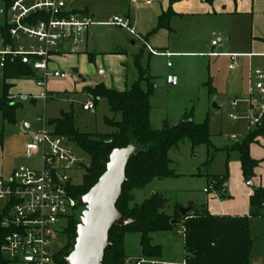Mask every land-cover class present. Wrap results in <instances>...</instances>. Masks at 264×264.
I'll return each instance as SVG.
<instances>
[{
  "label": "rangeland",
  "instance_id": "obj_1",
  "mask_svg": "<svg viewBox=\"0 0 264 264\" xmlns=\"http://www.w3.org/2000/svg\"><path fill=\"white\" fill-rule=\"evenodd\" d=\"M96 1L102 9V23L106 24L92 27V41L88 47V53L97 55L95 65L99 71H107L108 80L106 83L117 90L129 88L138 79L134 57L143 52L142 65L156 82V89L151 97L152 125L158 127L165 119L167 120L165 125L175 126L172 124L182 122L184 114L191 115L195 123L203 122L204 118L208 117L212 145L208 147L202 144L193 149L191 142L186 139L172 148L169 153L172 161L171 168L179 176L154 179L144 189L134 190L132 193L134 200L131 202V206L141 204L155 193L163 194L168 199L164 211L173 215L176 201L183 202L191 196L197 199L203 194L205 195L204 188L208 179L206 175L225 174L230 163L239 157L238 151L233 147L242 143L248 133L249 125L245 119L247 104L240 103L236 107L231 104L236 98H242L244 95L241 80L236 72L232 73L228 70L224 59H210L200 56L198 53L187 54L186 52L190 49L183 45L173 46L171 51L179 54L175 53L173 57L168 58L171 62L170 66H167L168 60L166 58L162 59L159 66L155 68L154 74L152 64L155 57L151 58L150 64L149 54L144 47L140 34L137 32L138 35H131L120 26L108 24L116 17L115 15L123 19L126 18L124 14L131 8V0ZM177 20L178 27H180L177 28L179 35L183 37L186 28L197 27L202 45L210 42V34L214 31L213 29L216 30L213 28L214 26L211 30V28L189 24L185 19ZM81 60L83 59L81 58ZM57 61L61 67L58 69L71 72L72 77H49L46 79L44 87L37 85V77H24L15 79L22 82L16 88L14 85L11 86L10 92L17 96L12 104L19 102L21 106L16 110L15 124L5 121L0 109V133L3 134L4 139L3 146L0 147V176L8 177L15 168L22 166L38 168L41 163V154H30L26 145L34 133L43 130L45 127L49 130L54 129L50 121L61 118L62 114L72 115L76 127L83 133L104 134L116 131L106 122L107 117L114 116L107 100L101 99L95 102L90 95L83 93L82 81L75 80L76 76L72 69H66L67 63L74 64L73 57H62L57 59L56 63ZM210 63L211 65H209ZM209 70L212 78L215 76L217 81L218 79L221 80L218 94L209 93L204 85L209 76ZM177 77H179V81L172 84L170 80L172 78L178 79ZM13 81V79H9L7 82L13 83ZM88 82L93 85L91 77H88ZM39 88L41 92L48 91L47 99L39 98ZM3 94L4 73L0 69V98ZM21 95H26L29 99L21 100ZM214 99L218 105L222 106L221 109L212 108ZM88 102L94 104L95 109L83 110V105ZM231 114L239 117V120L231 119ZM119 119L120 115H117L116 120ZM233 135L237 139H232ZM75 149L78 157L84 161V165L67 172L66 177H69L74 184H81L86 172L85 167L90 164V158L82 149L76 146ZM207 160H211L208 166L204 164ZM192 173L203 175L194 177L191 175ZM214 181L216 182V180ZM212 186L209 185L210 191L213 189ZM139 237L136 233H128L125 236L128 256L147 257L142 252ZM152 238L153 244L159 243L164 247L163 259H183L182 225H178L173 231L167 233H153ZM67 242L68 237L65 233L58 236L55 247L62 249ZM251 259L254 264H264L263 241L256 239Z\"/></svg>",
  "mask_w": 264,
  "mask_h": 264
},
{
  "label": "trees",
  "instance_id": "obj_2",
  "mask_svg": "<svg viewBox=\"0 0 264 264\" xmlns=\"http://www.w3.org/2000/svg\"><path fill=\"white\" fill-rule=\"evenodd\" d=\"M2 1V0H0ZM9 1V0H4ZM171 4L180 0H170ZM212 2V0H205ZM87 12L86 10H79ZM175 12L170 6L159 18L156 27L144 36L155 34L160 29H171L170 21ZM143 53V52H142ZM134 57V65L138 79L123 91L107 87L104 82L94 87L86 86L83 93L90 95L95 102L106 99L113 117H107L106 122L116 129L104 134H89L80 132L76 127L74 117L63 114L61 118L50 121L55 132L68 137L90 158L89 166L85 167L83 182L71 187L75 197L87 194L105 172L103 163L107 162L114 149H124L135 146L134 154L130 157L126 168V182L117 202L118 211L136 222L125 227H113L109 234L110 248L105 252L104 264H126L129 257L125 247V236L136 233L144 256L160 258L162 246L153 244V233L173 231L178 225L185 227L184 259L187 264H251L253 238L250 230L252 218L264 217V188L253 186L250 197V213L246 216L213 215L205 206L190 210L185 215L179 212L180 204L174 206L173 215L167 214L168 199L161 193L153 194L141 204H134L133 191L144 189L154 179L176 178L179 176L171 168L169 153L172 148L188 139L194 149L198 145H212L209 134L208 119L203 123H195L191 115L185 114L183 122L167 128L154 129L150 123L151 96L155 91L154 79L142 65L143 55ZM89 62L94 63L96 54L88 53ZM34 71L22 65L8 67L4 70V94L0 98V109L3 119L11 124L16 122V110L21 103H13L9 90L8 79L34 76ZM210 93H214L212 84L207 83ZM120 115V120L116 116ZM264 135V126L250 130L242 143L233 149L240 154V161L245 180L249 183L255 177L258 161L250 154L251 144L258 136ZM3 134L0 133V147L3 146ZM211 160L204 164L208 166ZM197 176L203 175L197 173ZM209 185L214 191L225 189L228 174L206 175ZM213 180V181H212ZM212 182V183H211ZM208 185V186H209ZM173 220L176 223H173ZM80 218L69 221L65 233L67 244L58 251L57 262L64 264L62 259L68 256L76 242L77 227ZM64 233V234H65ZM6 264V262H0Z\"/></svg>",
  "mask_w": 264,
  "mask_h": 264
},
{
  "label": "built area",
  "instance_id": "obj_3",
  "mask_svg": "<svg viewBox=\"0 0 264 264\" xmlns=\"http://www.w3.org/2000/svg\"><path fill=\"white\" fill-rule=\"evenodd\" d=\"M99 24L84 11L72 9L67 0L0 1V69L22 65L34 71L37 85L44 87L49 77L68 78L65 70L52 68L57 55L78 53L86 48L91 28ZM108 24L127 29L137 35L129 18L114 17ZM153 55H169L151 48ZM212 45H218L214 39ZM229 58L234 70L243 56L263 54L218 53ZM171 65L170 63L168 64ZM39 97L47 99L48 93ZM17 96L10 95L15 101ZM21 100H28L26 95ZM245 102L250 130L264 126V67H252L248 74V91L244 98L235 99L232 106ZM88 102L83 110L94 109ZM230 118L238 117L231 114ZM264 136V135H263ZM232 139H236L233 135ZM78 145L55 129L34 133L26 145L30 154H41L38 168H15L8 177L0 176V262L6 264H58L57 238L64 235L69 221L80 218L84 207L71 187L78 184L66 177L67 172L82 167L84 161L75 149ZM81 149V148H79ZM207 191V190H206ZM185 227H182L183 235ZM126 264H187L161 258L129 256Z\"/></svg>",
  "mask_w": 264,
  "mask_h": 264
},
{
  "label": "crops",
  "instance_id": "obj_4",
  "mask_svg": "<svg viewBox=\"0 0 264 264\" xmlns=\"http://www.w3.org/2000/svg\"><path fill=\"white\" fill-rule=\"evenodd\" d=\"M67 3L68 6L72 9L86 10L87 13L90 14L95 19V21L99 23L97 25L106 24V23H102L103 20L102 9L98 6L96 0H67ZM131 4H132L131 8L127 13L124 14V16L131 20V25L134 28V30H136L135 32L136 33L138 32L141 38L154 50L161 53L169 54V55H153L150 53L147 46L143 42L144 47L147 49L149 54L148 59L150 61V64H151V58L155 57V60L152 64V71L154 72V74H155V68L159 66L160 61L162 59L166 58L168 60V58L173 57L174 54L176 53V52H172L171 48L175 45H183L186 48L190 49L189 51L186 52L187 54L198 53L200 56L208 57L210 59L211 58L224 59L225 63L227 64L228 70L232 73L236 72L239 76V79L241 80L242 88L244 91V95L242 98L247 96L249 70L252 67L263 68L264 57L257 55L243 56L240 59L239 66L234 70H230L228 57L213 56L211 54L214 52L237 53V54L264 53V0H212V2H207L205 0H180L172 4L170 0H131ZM170 6L175 12V14L173 15L170 21L171 29L169 30L163 28L158 30L155 34H152L147 38H144L146 34H148L156 27L159 16L163 12L168 10ZM177 19H185L189 24H194L195 26H201L204 28H211V30L212 27L214 26L213 28H216V30L213 29L214 31L210 34V42L206 45L204 44L202 45L200 42L199 34L197 32V27L186 28L184 29L185 32H183V37L179 35L178 29L180 27H178L179 24ZM92 33L93 32L91 28L90 38L86 48L82 49L78 53L57 55L51 64V67L53 68H61L59 62L57 61L56 63V60L62 57L72 56L74 64L67 63L65 67L67 70L70 69L73 70L74 75L76 76L75 80L78 79L82 81L81 84L82 89L86 86H90V87L96 86L95 82L93 81V78L97 77L99 71L95 65L97 60V55L94 63L89 62L88 59V47L91 45ZM214 39L218 40V45L216 46L212 45V41ZM133 43H135V41H133ZM81 58L83 60H81ZM169 63L171 62H169L168 60L167 66H169L168 65ZM209 65H211V63ZM2 72L4 73V70H2ZM104 72L106 76L104 80V84L107 87L111 88V86H109V84L106 83V81L108 80V73L107 71ZM69 73L71 74L70 77H72L73 74L71 72ZM178 76L180 75L178 74ZM27 77H36V76H27ZM88 77H91V81L93 82V85H90V83L88 82ZM177 78L178 79H176V83L179 81V77ZM13 80H14L13 83L11 82L8 83L14 85L15 88L18 86L19 83H22L20 80H15V79ZM209 80L214 88L213 94L215 93L218 94L219 83L221 80L218 79L217 81V79H215V76L212 78L209 70V76L204 82V85L207 87L208 92H209V88L207 86V83L209 82ZM7 81H9V79ZM154 83L156 84V82ZM10 90H9V94L13 95V93H11ZM38 91H39V95L43 92L40 91V88ZM119 91H123V90H119ZM240 103H245V102H239L237 106ZM206 119H208V117H205L203 122ZM237 120H239V117ZM165 122H167V120L163 119L162 123H160L158 127H154L152 125V106H151V113H150L151 126L154 129H162L164 128ZM203 122H197V123L201 124ZM172 125H177V123H173ZM249 131L250 128L248 129V133ZM250 154L253 159L258 161V165L255 168V177L252 180L253 186L264 188V136L263 135L258 136L255 139V141L251 144ZM227 169L228 170H226V173L228 174V180L224 190H222L221 192L214 190L210 191L208 186L209 182L207 179V183L204 188L205 195L203 194L202 197H199L197 199L191 196L183 202L176 201L175 204H180L181 207H185V208L191 205L194 206L195 208L205 206L207 210L213 215H231V216L249 215L250 197L253 194V186H250L249 183L244 178L241 161H240V154L237 159H235L232 163H230V167H228ZM196 174L197 173H192L191 175L194 177H199ZM220 175L222 176L224 174H220ZM250 230L254 242L253 243V249H254L256 239H259L264 242V217L252 218L250 220ZM163 233H167V232H163ZM157 244L162 246L159 243ZM183 245H184V240H183ZM253 249H252V254H253ZM163 251H164V247L162 246V254ZM183 254H185V250L183 251ZM160 258L163 259L162 256ZM163 260L180 262L184 260V257L182 260H171V259H163ZM252 261L253 260L251 259V264H254V262Z\"/></svg>",
  "mask_w": 264,
  "mask_h": 264
},
{
  "label": "water",
  "instance_id": "obj_5",
  "mask_svg": "<svg viewBox=\"0 0 264 264\" xmlns=\"http://www.w3.org/2000/svg\"><path fill=\"white\" fill-rule=\"evenodd\" d=\"M105 78V72L100 70L93 81L99 85ZM170 82L175 84L176 79L172 78ZM212 108L219 110L222 106L214 99ZM167 127L168 125L164 126ZM134 151L135 146L114 149L108 161L103 163L105 172L98 182L87 194L79 198L84 211L77 227L75 246L72 252L62 259L64 264H104L105 252L111 246L109 241L111 229L136 222L135 219L123 216L116 207L127 179L126 168ZM249 185L253 186V183L249 182ZM189 210L190 207L179 208L182 215ZM173 223L176 221L173 220Z\"/></svg>",
  "mask_w": 264,
  "mask_h": 264
}]
</instances>
